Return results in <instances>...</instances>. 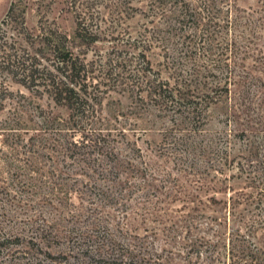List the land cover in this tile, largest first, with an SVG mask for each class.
<instances>
[{"label":"rangeland","instance_id":"obj_1","mask_svg":"<svg viewBox=\"0 0 264 264\" xmlns=\"http://www.w3.org/2000/svg\"><path fill=\"white\" fill-rule=\"evenodd\" d=\"M163 1L0 0L20 52L68 37L93 107L0 77V264L33 233L58 257L35 264H264V0Z\"/></svg>","mask_w":264,"mask_h":264},{"label":"trees","instance_id":"obj_2","mask_svg":"<svg viewBox=\"0 0 264 264\" xmlns=\"http://www.w3.org/2000/svg\"><path fill=\"white\" fill-rule=\"evenodd\" d=\"M214 1L208 0L210 3H206V7L217 6V2ZM125 2L131 4L133 0H125ZM146 2L150 4V7L166 5L163 0H146ZM183 4L191 7L189 3L184 2ZM12 13L13 8L9 10L7 17L0 24V77L6 73L28 88H35L38 91L42 90L56 104L67 107L72 113L71 119L77 117L79 118L78 121L82 122L90 114V110L93 107L88 100L90 96L88 86L84 83L87 79L85 76L87 73L86 64L74 54L73 43L62 33L45 32L39 36L41 47L35 51L34 55L29 54L25 49L20 52L14 45L9 44L8 40L6 27L10 26L8 18H10ZM84 20L86 21L80 15L77 16L78 29L76 31V39H79L84 44L93 45L99 41L98 34L91 31L89 26L85 25ZM21 29L27 31L25 23L21 24ZM147 65V71L151 72L150 63L147 62ZM150 90L151 95L161 101L174 99V94L168 93L167 88L161 81L153 83ZM179 100L186 102L187 106L188 104H191V106L194 104L187 97H180ZM84 138L85 140L88 139L86 135H84ZM257 225H264V220H261ZM33 236L34 233L30 237L29 242L38 246V250H35L33 258L29 259L31 264L41 260L39 254H43L44 258H58L43 248L49 244V240L43 236V233L35 235L36 237ZM9 240L7 239L6 243H0V250L7 245ZM30 250L34 251L32 248ZM62 257L67 260L66 256ZM86 259H88L86 255H83V262ZM256 260L258 261L259 258H256ZM84 264L88 263L85 262Z\"/></svg>","mask_w":264,"mask_h":264}]
</instances>
